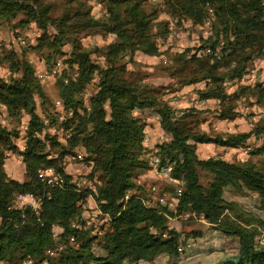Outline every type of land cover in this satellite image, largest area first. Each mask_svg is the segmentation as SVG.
<instances>
[{"label":"trees","instance_id":"trees-1","mask_svg":"<svg viewBox=\"0 0 264 264\" xmlns=\"http://www.w3.org/2000/svg\"><path fill=\"white\" fill-rule=\"evenodd\" d=\"M76 1L82 8L86 6V1ZM101 1L106 8L104 18L92 16L90 5L53 17V4L45 0H0V21H12L20 15L18 23L35 22L43 30L36 47L59 49L67 38L86 30L115 35L114 41L105 47L104 66L92 60L91 50L85 49L79 39L71 40L73 48L67 61L77 65L78 74L67 83L64 78L58 82L64 107L73 110L68 123L69 150L49 135L40 136L44 122L37 112L36 97L43 103L46 92L34 65L25 55L6 51L4 58L9 62L12 76L6 80L0 75V110L2 106H9L16 115L27 113L30 118L22 152L25 180L12 178L5 170L8 152L18 150V145L13 132L0 123V261L21 264L31 258L39 264L45 259L47 264H126L130 259L149 261L163 253L175 255L179 253L180 234L170 227L169 215L192 210L226 235L238 237V254L227 264H264V245H257L256 240L264 221L244 209L238 212L239 208L224 196L230 188L249 190L258 196L264 209V170L251 161L229 162L216 156L200 158L197 154V145L201 143L244 147L254 132H264V125L257 126L253 132L211 134L200 128L202 110L189 107L177 117L175 108L162 102L160 88L126 77L127 55L138 51L147 55L161 52L158 32H154L158 10L147 9L145 0ZM167 7L169 13H180L195 23H203L212 8L216 39L207 37L202 50L208 46L215 49L220 36L226 41L221 55L196 53L186 58L184 53L180 54L178 61L184 68L176 72L181 76L188 71L182 76L181 84L205 81L206 86L199 95L202 99L220 101V119L237 117L233 102L239 96H264L261 84H242L238 94H232L224 83L229 78L241 79L248 71L247 63L264 56L263 0H168ZM51 26L56 34L49 33ZM160 33L166 35L168 28L164 27ZM95 74L99 76L98 90L91 97L90 109L81 112L79 95ZM146 108L157 110L161 127L167 134L166 140L157 144L156 152L163 163L171 165L172 176L181 186V191L176 193V213L159 201L160 205H148L142 194L136 192L143 185H138L135 178L150 167L145 157L150 149L144 143L146 123L135 114L136 110ZM49 145L58 150L52 152ZM78 146L85 149V160L93 163L91 174L98 173L100 182L92 195L99 210L109 218V228L98 241L105 251L102 255L92 249L97 236L91 235L89 229L72 227V222L82 217V203L88 197V188L75 187L65 170L63 157ZM251 153L264 154V139ZM48 166L62 174L63 185L50 187L39 178V170ZM199 168L211 174L207 185L201 183ZM25 192L43 196L38 214L29 208H10L13 196ZM191 219L198 220L195 217L186 220ZM55 226L63 229L61 235L66 238L74 235L79 246L67 245L55 257L49 256L46 250L56 244ZM164 231L166 237L162 236Z\"/></svg>","mask_w":264,"mask_h":264},{"label":"rangeland","instance_id":"rangeland-1","mask_svg":"<svg viewBox=\"0 0 264 264\" xmlns=\"http://www.w3.org/2000/svg\"><path fill=\"white\" fill-rule=\"evenodd\" d=\"M53 4L51 15L53 17L62 16L66 11L73 12L75 9H85L91 7V14L95 18H104L106 8L101 0H84L86 6L82 8L76 0H45ZM168 0H145V7L149 10H158L159 17L156 20L154 32H158L157 42L160 48L159 55H147L143 52H136L134 55H127L124 62L128 72L126 77L130 80L149 86H157L163 92L160 96L162 102H167L175 108V115L181 116L189 107H195L202 112L200 128L202 131L215 134L237 133L254 131L257 126L264 125V96L260 94L239 96L234 101V109L237 117L234 119H220L218 110L220 101L217 99H202L199 91L206 85L205 81L193 84H181L182 76L176 72L184 68L182 62L178 61L180 54H185L186 58L196 54L206 45V38L213 36L214 22L195 23L191 18L185 17L180 13L171 14L168 12ZM20 16V15H19ZM12 21H0V75L2 78L9 80L12 72L9 62L4 58L6 51L15 50L19 56L25 57L34 65L36 75L41 81L46 92V99L41 102L36 97L37 112L44 122V130L40 134L42 138L49 135L61 145L66 146L69 150L68 138L71 135L68 123L73 115L71 108H65L59 101L60 96L59 80L64 78L67 83L70 79H75L78 74L77 65L73 66L68 60L72 52V39L80 40L85 49L91 50V58L94 62L105 65L104 51L105 47L115 39V35L102 30L80 31L73 34L69 39L59 47V49L49 48L46 46L36 47L43 30L35 23H18L20 17ZM164 27L168 28V33L163 35ZM213 32V33H212ZM49 33L56 34L54 27H49ZM225 38L220 36L217 39L216 47L225 44ZM224 47V45H223ZM223 50V48H222ZM221 50V51H222ZM14 51V52H15ZM226 53L229 52L225 51ZM23 54V55H22ZM248 71L240 79H228L225 86L227 91L232 94H238L242 84L255 86L261 84L264 86V56L256 57L247 63ZM99 76L95 74L94 78L81 91L80 99L82 102L81 112L90 109L91 97L98 90ZM63 102V101H62ZM135 114L140 116L146 123L145 127L157 129V144L164 141L165 132L161 129L160 117L155 108H146L136 110ZM30 116L23 113L16 115L9 106H2L0 110V123L7 127L14 134V141L18 145V150L8 152L5 160V170L12 178L25 180L27 173L23 162L22 152L26 146V132ZM145 132V137H146ZM167 136V134H166ZM165 136V137H166ZM264 139V132H254L247 140L244 147L233 148L219 146L213 143H201L197 145V154L200 158L211 156L221 157L229 162L251 161L260 169L264 170V154H253L251 150L260 146ZM145 141V140H144ZM156 144V145H157ZM149 148V147H147ZM48 149L52 152L58 148ZM154 151L149 149L148 152ZM148 152L146 158L148 159ZM53 154H57L53 153ZM87 153L85 149L78 146L64 154L63 164L72 181H82V190L87 189L88 197L82 203V217L75 219V222L82 224V229H89L91 235L97 236L92 249L97 255L105 254L103 247L98 244L102 235L109 228V218L100 212L96 201L92 195V190H96L99 184L98 173H92L93 163L85 160ZM14 168V171H13ZM16 171V172H15ZM147 175L145 176L144 174ZM201 183L208 184L211 174L204 169L199 168ZM141 189H137L138 194H142L145 202L150 206H157L158 195L168 198L176 197L179 182L170 185L169 182L159 174L155 173L150 167L141 172L135 178ZM228 201H232L238 212L245 210L252 217L260 218L264 221V209L260 206L258 196L251 191H240L233 188L226 189L224 193ZM162 205V204H161ZM163 206V205H162ZM169 225L179 232L178 254L168 255L160 254L153 260H127L126 264H227L234 261L239 251V239L234 235H226L217 227L203 220H186L175 215H169ZM63 229L55 226L54 233L65 245L73 247L79 246V241H70L69 238L62 236ZM257 245H264V226L259 228L257 235ZM55 257V256H52ZM55 261L56 258H53ZM50 262V261H49ZM52 262V261H51ZM0 264H10L0 261ZM21 264H29L24 260ZM31 264H39L36 260Z\"/></svg>","mask_w":264,"mask_h":264},{"label":"built area","instance_id":"built-area-1","mask_svg":"<svg viewBox=\"0 0 264 264\" xmlns=\"http://www.w3.org/2000/svg\"><path fill=\"white\" fill-rule=\"evenodd\" d=\"M264 1V0H263ZM216 19L214 11L212 8H209V15L207 16V18L204 20V22H208V24H210L211 22H214ZM222 48H223V44L220 46L215 47V49L212 46H208L205 50H201V51H197V53L199 55L201 54H208V53H214L216 55H221L222 54ZM61 105H63L62 100L59 101ZM166 136V135H165ZM164 135H162V138H165L164 140H166L167 137H165ZM70 135L68 134L66 136V138H69ZM146 140V137H145ZM148 159H149V165L150 168L157 174H159L161 177L165 178L167 180V182H178V179L174 178L172 176L171 173V165L166 162L163 163L162 159L160 157V155L156 152V150L152 151L149 153L148 155ZM39 178L47 185L50 187H56V186H61L65 183V179L62 176V174L58 173L54 167L52 166H48L45 168H41L38 172ZM75 187L78 190H82V188L80 187L82 183V181H76L73 182ZM181 191V186L178 188V192ZM157 199L159 201V203H161L163 206H166L170 211L176 213L177 212V202H178V198L177 197H172L171 199L163 196V195H158ZM42 205H43V196L41 195H36L30 192H25V193H16L13 196L12 202L10 204V208H14V209H23V208H29L31 210H33L36 214H38L41 210H42ZM101 212V211H100ZM177 217H181L183 219H189L190 217H195L198 218L200 220H204V216L201 215H197L195 211H186L182 214L179 215H175ZM72 227H75L77 229H82V224L73 221L72 222ZM163 237L167 236V232H163L162 233ZM70 241H75V236L72 235L69 237ZM55 247H50L48 248L47 254L49 256H55L58 254L59 251H61L65 245L60 241V239L56 236L55 237ZM27 262L29 264L34 263L33 260L31 258L27 259ZM42 264H47V260H43Z\"/></svg>","mask_w":264,"mask_h":264},{"label":"crops","instance_id":"crops-1","mask_svg":"<svg viewBox=\"0 0 264 264\" xmlns=\"http://www.w3.org/2000/svg\"><path fill=\"white\" fill-rule=\"evenodd\" d=\"M211 99H213V98H211ZM211 99H206V100H211ZM146 133H147L146 134V140L144 141L145 145L147 147H149L150 149L152 148V149L156 150L157 149V145H156L157 144V142H156L157 141V136H156L157 135V129H150L147 126ZM150 152H148V155ZM13 171H14V168H13ZM144 175L146 176L147 173Z\"/></svg>","mask_w":264,"mask_h":264}]
</instances>
